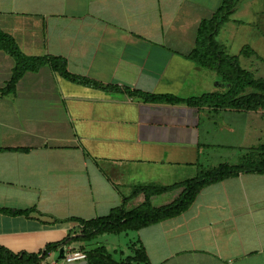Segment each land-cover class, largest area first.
<instances>
[{
	"label": "crops",
	"instance_id": "obj_1",
	"mask_svg": "<svg viewBox=\"0 0 264 264\" xmlns=\"http://www.w3.org/2000/svg\"><path fill=\"white\" fill-rule=\"evenodd\" d=\"M222 2L0 0V29L25 54L63 58L71 74L121 89L74 82L45 65L26 72L14 93H0L1 246L42 252L79 234L80 220L106 216L123 204L136 208L145 201L143 187L177 186L209 169L212 158L216 167L227 162L220 160L230 149L240 148L229 143L236 141L230 132L264 119V109L185 102L227 88L215 71L188 58L202 20ZM243 5L254 15L250 33L261 36L259 7L238 0L216 37L227 53L232 39L220 38L226 27L243 26ZM244 31L236 28L230 37ZM252 43L236 54L256 77L264 60ZM14 66L0 50V88ZM125 88L184 102H147ZM182 189L152 195L151 203H170ZM133 232L148 264H264V173L242 172L209 184L181 214ZM95 240L68 246L83 251ZM101 246L111 253L105 245L90 249ZM59 250L43 262L83 261L58 259Z\"/></svg>",
	"mask_w": 264,
	"mask_h": 264
},
{
	"label": "trees",
	"instance_id": "obj_2",
	"mask_svg": "<svg viewBox=\"0 0 264 264\" xmlns=\"http://www.w3.org/2000/svg\"><path fill=\"white\" fill-rule=\"evenodd\" d=\"M238 0H223L222 5L209 19H203L196 39V47L188 56L197 64L209 68L217 73L220 79L227 84V88L222 92L204 94L201 97L192 98L185 102L191 106L212 105L215 107H230L246 111L264 109V78L255 75L243 68L238 55L227 53L224 45L220 44L216 37L221 27L230 20L235 12ZM0 50L12 56L15 66L12 76L4 87L0 88L1 94H10L16 91L18 81L26 72H37L43 66L48 65L53 71L74 82L82 83L104 89H114L121 91L115 85H104L87 78L71 74L67 70L65 59L53 56H34L25 54L20 48L15 38L0 29ZM243 53L247 54L246 49ZM128 94L143 98L147 102H184L181 98L172 95H157L142 92L132 88L124 89ZM264 154V144L256 148ZM242 172L264 173V157L257 159H243L241 162L231 164L220 163L216 167L201 169L196 177L183 181L177 186L163 187H143L145 201L127 210L123 204L113 208L106 216L96 217L89 220H80L83 225L81 232L73 237L67 236L65 239L48 244L44 251L35 253L19 252L15 253L0 245V264H40L49 252L57 248L65 247L74 241L88 242L102 234H119L139 230L151 223L177 216L187 210L199 191L212 183L237 176ZM174 187H182L181 193L170 203L155 206L151 203V196L168 191ZM11 215H21L27 211L2 209ZM83 251L86 247H81ZM88 264H110L112 257L107 253L104 246L93 250L85 251ZM129 263L132 261L148 264L145 248L139 245L135 255L128 257Z\"/></svg>",
	"mask_w": 264,
	"mask_h": 264
},
{
	"label": "rangeland",
	"instance_id": "obj_3",
	"mask_svg": "<svg viewBox=\"0 0 264 264\" xmlns=\"http://www.w3.org/2000/svg\"><path fill=\"white\" fill-rule=\"evenodd\" d=\"M246 2L247 3L254 2L256 3V6L259 7V10H260L259 11V34L261 36L257 37L253 35L252 33H250L251 31L248 28H250L251 26L253 28V23L251 24V18H253L254 15L251 13L250 7L248 8L247 6L243 5V7L240 9L238 13V16L242 18V20L244 21L243 26L236 25L233 27V25H230V27H226L223 30V33L220 39H223V42H225L226 38L232 39L231 46H229V48L227 49L230 55L239 54L242 48L244 47L243 45L249 44V46H251V43L253 42L252 45H255L257 47L258 55H260L264 60V37L262 36L264 35V0H249V1L246 0ZM247 19H250V21ZM231 28H233V30H236V28H240V29H244L245 31L243 34L236 32V34L233 37H230L233 31ZM249 46H246V51L250 49ZM241 55L246 56V54L243 52ZM243 65L245 67L249 66V64L245 62ZM257 67H258L257 68L258 74L256 75V77L264 78V62L259 64V66ZM245 69L249 70L248 68H245ZM252 73L254 74V72ZM262 119L263 118L257 121V123L254 125L253 123H250L251 126L250 125L244 126V124H241L240 125L241 130H239V133L238 131L233 132V133L230 132L231 138L236 139V141H230L229 143L234 144L235 142V145L240 146V148L239 147L232 148L228 151L227 154L225 153V150H224L225 156L223 160H220V161H227L229 163H239L243 159H246V158L247 159H257L258 157H264V154H262L256 149L259 146L264 144V119L263 120ZM245 135L247 136L248 140L240 141L241 137ZM211 152H214V151H211ZM211 162L212 163H210V165L208 166L210 168H213L218 163L213 158L211 159ZM205 169H208V168H205ZM198 173H199V170H197V174ZM135 237H136V233L133 231L127 234L125 232L124 233L121 232L119 234H102V235H99L95 241L89 243L86 246L87 247L86 250H93L90 248L96 247L98 245H105L108 248V250L111 252L109 253L110 257H112V259L110 260V264H144V263H138L135 261H132L131 263H129V261L127 260L128 257H132L135 255L136 249L139 247V243L136 241ZM74 247L77 248L78 247L77 244H74Z\"/></svg>",
	"mask_w": 264,
	"mask_h": 264
},
{
	"label": "built area",
	"instance_id": "obj_4",
	"mask_svg": "<svg viewBox=\"0 0 264 264\" xmlns=\"http://www.w3.org/2000/svg\"><path fill=\"white\" fill-rule=\"evenodd\" d=\"M53 252H49L47 254V258H50L52 256ZM86 252L75 250L72 248V246H65L64 247V257L63 260L67 263H71L74 261H80L86 259ZM40 264H45L43 261Z\"/></svg>",
	"mask_w": 264,
	"mask_h": 264
},
{
	"label": "water",
	"instance_id": "obj_5",
	"mask_svg": "<svg viewBox=\"0 0 264 264\" xmlns=\"http://www.w3.org/2000/svg\"><path fill=\"white\" fill-rule=\"evenodd\" d=\"M64 257V247H61L58 254V259H63ZM81 264H88L87 260H83Z\"/></svg>",
	"mask_w": 264,
	"mask_h": 264
}]
</instances>
